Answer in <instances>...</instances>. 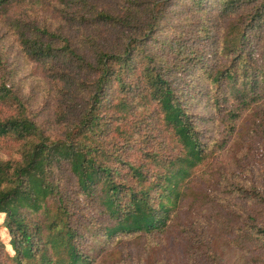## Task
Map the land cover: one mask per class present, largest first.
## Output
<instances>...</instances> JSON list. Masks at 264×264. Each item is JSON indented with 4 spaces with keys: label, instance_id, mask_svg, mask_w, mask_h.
Segmentation results:
<instances>
[{
    "label": "trees",
    "instance_id": "16d2710c",
    "mask_svg": "<svg viewBox=\"0 0 264 264\" xmlns=\"http://www.w3.org/2000/svg\"><path fill=\"white\" fill-rule=\"evenodd\" d=\"M0 264H264V0H0Z\"/></svg>",
    "mask_w": 264,
    "mask_h": 264
},
{
    "label": "rangeland",
    "instance_id": "374dc122",
    "mask_svg": "<svg viewBox=\"0 0 264 264\" xmlns=\"http://www.w3.org/2000/svg\"><path fill=\"white\" fill-rule=\"evenodd\" d=\"M1 238L5 241L7 240V237L4 232H1ZM180 250L181 248L176 242H170L167 247L162 248L163 253L170 257H172L173 255H179Z\"/></svg>",
    "mask_w": 264,
    "mask_h": 264
}]
</instances>
